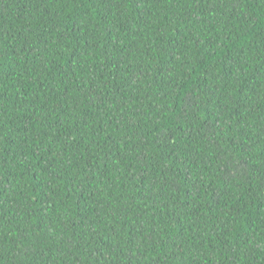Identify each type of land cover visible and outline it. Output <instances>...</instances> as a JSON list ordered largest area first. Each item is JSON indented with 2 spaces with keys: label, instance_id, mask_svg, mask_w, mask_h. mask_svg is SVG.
Returning a JSON list of instances; mask_svg holds the SVG:
<instances>
[{
  "label": "trees",
  "instance_id": "1",
  "mask_svg": "<svg viewBox=\"0 0 264 264\" xmlns=\"http://www.w3.org/2000/svg\"><path fill=\"white\" fill-rule=\"evenodd\" d=\"M0 264H264V0H0Z\"/></svg>",
  "mask_w": 264,
  "mask_h": 264
}]
</instances>
